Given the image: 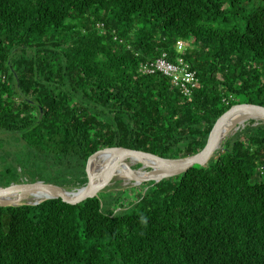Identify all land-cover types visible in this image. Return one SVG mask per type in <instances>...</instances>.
Here are the masks:
<instances>
[{
	"label": "trees",
	"instance_id": "16d2710c",
	"mask_svg": "<svg viewBox=\"0 0 264 264\" xmlns=\"http://www.w3.org/2000/svg\"><path fill=\"white\" fill-rule=\"evenodd\" d=\"M240 1L0 0V153L15 158L0 185L79 187L104 147L187 156L232 105L264 106V0L242 28L220 26ZM163 52L195 70L191 96L140 68ZM253 122L205 166L154 184L0 205V264H264V123Z\"/></svg>",
	"mask_w": 264,
	"mask_h": 264
},
{
	"label": "water",
	"instance_id": "95a60500",
	"mask_svg": "<svg viewBox=\"0 0 264 264\" xmlns=\"http://www.w3.org/2000/svg\"><path fill=\"white\" fill-rule=\"evenodd\" d=\"M239 114L248 118L240 121L236 118ZM249 120H253L254 125L259 122L264 123V106L254 103L232 105L215 120L204 146L197 152L182 157H161L150 152L122 146L104 147L93 152L87 158L85 164L87 180L83 185L68 188L42 180L11 182L6 186L0 185V205H35L46 199L55 198H60L65 203L77 204L87 198L98 196L104 187L112 182L114 177H121L118 175L120 169L126 172L127 179L131 180L132 185L147 181H152L153 184L157 183L164 178L184 173L195 164L205 166L213 156L223 149L225 139L232 136L237 130L242 129ZM100 152H109L111 159L104 166L93 170L90 162ZM131 160L138 164L136 168L131 167ZM152 172L156 174H149ZM34 192L43 193L46 196L38 201L1 200L8 196L23 197Z\"/></svg>",
	"mask_w": 264,
	"mask_h": 264
},
{
	"label": "built area",
	"instance_id": "2783aa9c",
	"mask_svg": "<svg viewBox=\"0 0 264 264\" xmlns=\"http://www.w3.org/2000/svg\"><path fill=\"white\" fill-rule=\"evenodd\" d=\"M185 46L184 41L178 40L176 43V49L179 53L185 49ZM139 65L146 74L161 73L169 77L172 84L187 97L191 96L198 82L195 70L181 56L169 60L168 54L163 52L151 60L141 62Z\"/></svg>",
	"mask_w": 264,
	"mask_h": 264
},
{
	"label": "rangeland",
	"instance_id": "374dc122",
	"mask_svg": "<svg viewBox=\"0 0 264 264\" xmlns=\"http://www.w3.org/2000/svg\"><path fill=\"white\" fill-rule=\"evenodd\" d=\"M259 3H260V0L240 1V3L234 9H232V11L230 12L227 22L220 23V26H222L224 28H227V27H230L232 25H235L238 28H242V26H243V18L242 17H245V15L247 13H249L250 10L254 6L258 5ZM4 136H5V134L0 132V137H4ZM8 148L9 149L10 148L14 149L15 147L14 146H9ZM11 157L14 158V155L12 156L8 152H6L4 154L0 153V165L3 164L4 162H6V160H8V161L11 160L12 159ZM128 162H129V160H128ZM130 165H131L132 168H136L138 166V164L134 163V162L133 163L131 162ZM16 169L20 172V168L19 167L16 166ZM260 176L264 177V173H260ZM26 178H27V176L21 178V181L27 180ZM139 185H141V184L132 185L131 180H124V178H121V177H114L112 179V182L109 185H107L106 187H104L103 190L114 191V190H118V189H122V188L123 189L124 188H129V187L132 188V187L139 186ZM133 194L134 193L132 192L131 196Z\"/></svg>",
	"mask_w": 264,
	"mask_h": 264
},
{
	"label": "bare ground",
	"instance_id": "6f19581e",
	"mask_svg": "<svg viewBox=\"0 0 264 264\" xmlns=\"http://www.w3.org/2000/svg\"><path fill=\"white\" fill-rule=\"evenodd\" d=\"M236 118L239 119L240 121H244L248 117L239 114V115L236 116ZM232 130H230V131H232ZM110 157L111 156H110V153L109 152L102 153L100 155V157L97 159L96 164H95V166L92 169L93 170H97L100 167L104 166V164L107 163L111 159ZM132 160H134V159H132ZM149 174L152 175V174H156V173H153L152 172V173H149ZM118 175H120L122 178H124V180H128L127 179V176H126V172L124 170L120 169ZM45 196H46V194L39 193V192H34L32 194H29V195H26V196H23V197L22 196H19V197L15 198V196H8V197L2 198L1 200L2 201H6V200H8V201H21V200L22 201H24V200H27V201H38V200L44 198Z\"/></svg>",
	"mask_w": 264,
	"mask_h": 264
}]
</instances>
